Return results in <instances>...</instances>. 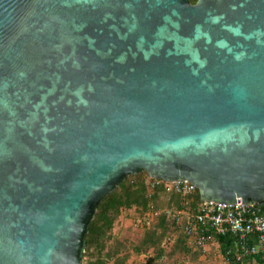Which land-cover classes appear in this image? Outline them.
I'll return each instance as SVG.
<instances>
[{
    "label": "water",
    "instance_id": "1",
    "mask_svg": "<svg viewBox=\"0 0 264 264\" xmlns=\"http://www.w3.org/2000/svg\"><path fill=\"white\" fill-rule=\"evenodd\" d=\"M141 173L264 204V0H0V264H84Z\"/></svg>",
    "mask_w": 264,
    "mask_h": 264
},
{
    "label": "trees",
    "instance_id": "2",
    "mask_svg": "<svg viewBox=\"0 0 264 264\" xmlns=\"http://www.w3.org/2000/svg\"><path fill=\"white\" fill-rule=\"evenodd\" d=\"M197 2L198 0H191L192 4H196ZM147 177V173L127 177L116 191L103 199L87 236L84 264H127L128 256L123 257L121 252L123 244L117 241L115 234L116 225L127 212H135L138 218L137 222L143 220L152 210L160 211L171 208L176 210L187 209L191 212H196L201 203L198 189L190 196H183L177 192H168L163 184L153 192H150L146 184ZM159 199L165 201V205L159 206L157 204ZM261 206L264 208V204H261ZM169 227H172L173 231L179 235V244L185 250L192 249L194 252H202V250L194 246L193 239L187 236L184 228L178 227L163 214L159 216L155 228L144 227L142 230L153 235L159 234L161 230H166ZM169 238L172 241H169ZM176 240V237L173 235H169L167 232L164 233L162 239L159 241L161 245H159L160 249L157 256L149 258L145 264H153L156 260H162L164 258V249H167V246L173 245ZM216 240V249L220 251L222 256L225 257L228 252H231V255L228 257L230 263L239 264L236 260V256L239 253L238 236L232 234L217 236ZM251 243L256 245L258 241L252 239ZM252 262L264 264V253L259 252L245 258V264Z\"/></svg>",
    "mask_w": 264,
    "mask_h": 264
},
{
    "label": "built area",
    "instance_id": "3",
    "mask_svg": "<svg viewBox=\"0 0 264 264\" xmlns=\"http://www.w3.org/2000/svg\"><path fill=\"white\" fill-rule=\"evenodd\" d=\"M146 184L150 192L159 186H165L168 192H177L183 196L192 195L196 188L189 182H164L147 177ZM163 214L178 227L184 228L188 237L193 239L194 246L206 251L209 246L217 245V236L236 235L239 238L237 263L245 264V258L259 252L264 253V208L259 205H244L241 200L234 207L218 205L214 202H202L196 212L187 209L152 210L143 220L135 223L136 228H155L159 216ZM256 239L258 244H252ZM169 241L172 239L169 238ZM224 257L225 264L230 263L229 256Z\"/></svg>",
    "mask_w": 264,
    "mask_h": 264
},
{
    "label": "rangeland",
    "instance_id": "4",
    "mask_svg": "<svg viewBox=\"0 0 264 264\" xmlns=\"http://www.w3.org/2000/svg\"><path fill=\"white\" fill-rule=\"evenodd\" d=\"M157 204L163 206L165 205V201L159 199ZM137 220L135 212H127L115 227L116 239L123 244L121 251L123 257L128 256L127 264H145L149 258L157 256L160 249L159 245H161L159 241L166 232L176 237L177 240L173 245L167 246V249H164V258L156 260L153 264H225L224 257L215 248L217 246H209L206 251L202 252H194L192 249L185 250L179 244L180 237L173 231L172 227L166 230L160 229L159 234L151 235V233L144 232L142 228L135 227ZM150 235L151 237H149Z\"/></svg>",
    "mask_w": 264,
    "mask_h": 264
},
{
    "label": "crops",
    "instance_id": "5",
    "mask_svg": "<svg viewBox=\"0 0 264 264\" xmlns=\"http://www.w3.org/2000/svg\"><path fill=\"white\" fill-rule=\"evenodd\" d=\"M214 247H215V245H214ZM216 248V247H215ZM250 264H257L256 262H252V263H250Z\"/></svg>",
    "mask_w": 264,
    "mask_h": 264
}]
</instances>
